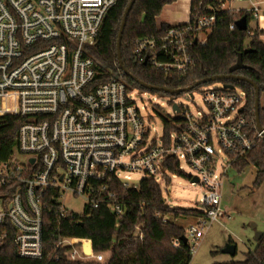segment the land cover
Returning a JSON list of instances; mask_svg holds the SVG:
<instances>
[{"label": "built area", "instance_id": "obj_1", "mask_svg": "<svg viewBox=\"0 0 264 264\" xmlns=\"http://www.w3.org/2000/svg\"><path fill=\"white\" fill-rule=\"evenodd\" d=\"M234 1L242 0H220V7L233 10ZM116 4L0 0V118L25 120L16 148L0 162V245L13 233L21 257L42 258L45 198L61 218L102 205L120 218L126 205L116 185L138 189L141 182L134 183L128 173L166 183L178 175L171 171L176 162L183 171L181 161L192 169L191 180L197 177L206 188L203 217L185 229L193 254L205 230L226 215L221 208L226 168L251 153L264 136V127H251L246 92L223 86L203 92L206 111L193 114L178 105L174 129L150 142L151 119L133 100L134 90L119 76L94 85L100 66L88 47L96 43ZM250 12L256 17L258 8ZM216 23V13L204 14L194 28L172 26L158 37L137 39L136 61L184 75L193 66L191 40L209 34ZM69 195L84 201L82 214L67 208ZM142 227L135 234L141 240ZM56 245L70 261L103 264L110 256L109 251L95 252L88 239L60 235ZM173 245L180 243L173 240Z\"/></svg>", "mask_w": 264, "mask_h": 264}, {"label": "trees", "instance_id": "obj_2", "mask_svg": "<svg viewBox=\"0 0 264 264\" xmlns=\"http://www.w3.org/2000/svg\"><path fill=\"white\" fill-rule=\"evenodd\" d=\"M131 0H117V4L108 12L99 31L97 41L88 47L89 56L100 66V73L94 80V85L107 82L114 76H119L126 83L129 91L143 88L120 69L117 54V38L124 12ZM176 0H135L128 15L124 29L121 54L125 68L137 80L146 84L171 89L195 88V84L207 77L229 74V69L242 55L244 68L234 72L249 78L260 88V97L264 91V42L261 39L263 31L252 28L250 23L254 16L247 10H230L220 7V0H192L190 20L176 27H195L198 16L216 13L217 23L207 34L204 42L191 40L190 52L193 66L186 74L165 73L152 65L139 63L135 58V41L140 38L158 37L171 28L168 24L157 25L156 18L163 7ZM242 16L248 19V29L241 31L236 21ZM234 24L235 28L230 26ZM197 34V32L195 33ZM196 41V42H195ZM250 49L249 52H245ZM246 92L245 112L255 131V90L250 83L225 80ZM209 84V83H207ZM205 85V84H202ZM201 86V85H200ZM191 88V89H192ZM157 92V91H152ZM160 94H167L158 92ZM165 133L174 129L176 118L161 115ZM24 119L17 116L0 118V162L7 160L18 144V133ZM260 123L264 127V107L260 106ZM178 163L171 166V171L187 176L177 169ZM257 168L255 186L264 182V136L257 147L247 156L235 162L238 172L247 166ZM115 191L126 205V214L117 218L110 210L101 207L86 211L81 216L61 218L56 212L53 201L44 199L43 224V255L40 259L21 257L10 233L5 242L0 245V264H97L94 262L70 261L64 255V249L57 247L58 237H72L92 241L95 252H110L109 258L103 264H189L192 260L189 243L181 239L185 229L173 220L166 218L172 215L202 218L204 211L170 207L166 204L160 184L153 179H143L138 189H125L116 185ZM160 215L157 217V215ZM164 219H166L164 221ZM143 240L136 238L137 227ZM178 240L179 247L173 245ZM230 243L233 241L230 240ZM217 264H264V233L257 241L254 249H249L245 259L237 262Z\"/></svg>", "mask_w": 264, "mask_h": 264}, {"label": "rangeland", "instance_id": "obj_3", "mask_svg": "<svg viewBox=\"0 0 264 264\" xmlns=\"http://www.w3.org/2000/svg\"><path fill=\"white\" fill-rule=\"evenodd\" d=\"M157 25L159 26L160 23L157 22ZM206 38V34H200L201 42ZM224 84L223 81H215L175 95L134 89L133 100L142 110L143 115L151 119L149 124L151 128L150 142L162 137L165 133L159 113L163 116L174 117L175 114L172 110L174 103L184 109H189L193 114H197L198 111H206L203 92L209 88L222 89ZM260 106L264 107V91L261 93ZM221 161H227L224 155L221 156ZM181 166L182 172L187 176L177 175L175 178L169 176L168 182L160 183L164 200L170 207L203 211L201 199L206 188L200 183L192 184L191 177L194 176V173L185 161H181ZM128 175L137 184L144 178L143 174L139 172L128 173ZM256 176L257 168L254 165L247 166L242 172H238L235 166L226 168L221 189V208L226 215L222 213L220 221L213 222L205 230L189 264L242 261L249 248H254L257 243L256 233L264 231V184L260 186L261 188L255 186ZM65 204L75 214L84 212V201L78 197L69 195ZM166 218L175 221L184 229L196 222L193 217L179 216L175 218L172 215H167ZM230 240L235 241L237 245V253L234 255L222 252ZM189 243L193 244L191 240Z\"/></svg>", "mask_w": 264, "mask_h": 264}, {"label": "water", "instance_id": "obj_4", "mask_svg": "<svg viewBox=\"0 0 264 264\" xmlns=\"http://www.w3.org/2000/svg\"><path fill=\"white\" fill-rule=\"evenodd\" d=\"M135 0H131L130 3L128 4L123 18H122V22L120 24L119 27V32H118V38H117V54H118V60H119V65H120V69L122 70V72L131 77L134 81H136L139 85H141L143 88L147 89V90H151V91H157V92H164L167 94H179L181 92L184 91H188L191 88H183V89H171V88H162V87H157V86H153V85H149L144 83L143 81L137 80L132 74H130V72L125 68L124 64H123V60H122V54H121V44H122V37H123V33H124V29L127 23V18L128 15L132 9V6L134 4ZM236 26L239 30L241 31H246L248 29V19L246 16H242L240 19H238L236 21ZM196 42V41H195ZM250 49L246 50L245 52H249ZM245 66L243 65V60H242V55L239 54L238 56V60L237 62L229 69V74L226 75H216V76H212V77H207L204 78L200 81H198L195 86H200L202 84H207V83H212L215 81H225V80H231V81H241V82H247L250 83L254 90H255V103H254V113H255V123H256V127L259 131L263 130V127L260 123V88L258 87V85L253 82L252 80H250L247 77L244 76H240V75H235L234 72L238 69L244 68ZM225 88L228 89H233L234 86L231 83H225L224 84ZM172 110L174 113H178L180 111V108L178 106V104L174 103L172 105ZM192 181L194 183H198V178L194 177L192 179ZM263 232H257L256 236H255V240L258 241L260 239V237L262 236ZM184 243L188 242V239L186 236H183L181 239ZM223 253L226 254H231L234 255L236 253V245L233 243H228L226 245V247L222 250Z\"/></svg>", "mask_w": 264, "mask_h": 264}, {"label": "crops", "instance_id": "obj_5", "mask_svg": "<svg viewBox=\"0 0 264 264\" xmlns=\"http://www.w3.org/2000/svg\"><path fill=\"white\" fill-rule=\"evenodd\" d=\"M191 2L192 0H176L171 4L165 5L161 13L157 16L156 22L160 23V25L165 23L170 26H176L189 22ZM255 6L258 8V13L257 16L254 17V20L251 21L252 26L251 23L250 26L252 28L258 27L260 30L263 31V35L261 36V39L264 42V0H242V1H234L231 4V8L235 11L247 10L250 12L253 10ZM263 184L264 182L262 183V185ZM232 243L236 245L235 241H233ZM249 249L252 250L254 248H249ZM236 253H237V245H236Z\"/></svg>", "mask_w": 264, "mask_h": 264}, {"label": "bare ground", "instance_id": "obj_6", "mask_svg": "<svg viewBox=\"0 0 264 264\" xmlns=\"http://www.w3.org/2000/svg\"><path fill=\"white\" fill-rule=\"evenodd\" d=\"M88 247V246H87Z\"/></svg>", "mask_w": 264, "mask_h": 264}]
</instances>
